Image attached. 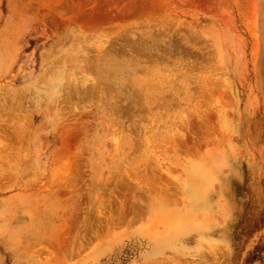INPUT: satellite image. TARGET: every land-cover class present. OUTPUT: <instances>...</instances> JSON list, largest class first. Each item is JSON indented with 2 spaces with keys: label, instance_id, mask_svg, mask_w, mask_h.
I'll return each mask as SVG.
<instances>
[{
  "label": "rangeland",
  "instance_id": "1",
  "mask_svg": "<svg viewBox=\"0 0 264 264\" xmlns=\"http://www.w3.org/2000/svg\"><path fill=\"white\" fill-rule=\"evenodd\" d=\"M0 264H264V0H0Z\"/></svg>",
  "mask_w": 264,
  "mask_h": 264
}]
</instances>
